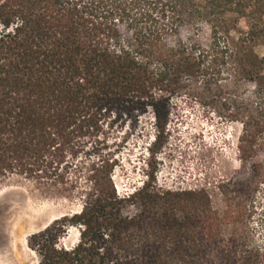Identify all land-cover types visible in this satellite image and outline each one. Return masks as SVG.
<instances>
[{
    "label": "trees",
    "instance_id": "16d2710c",
    "mask_svg": "<svg viewBox=\"0 0 264 264\" xmlns=\"http://www.w3.org/2000/svg\"><path fill=\"white\" fill-rule=\"evenodd\" d=\"M259 45L264 0H0V186L79 204L28 236L38 264H264V214L263 232L252 221L264 185ZM184 95L206 96L242 124L249 171L217 186L221 208L208 188L156 183L170 102ZM148 113L146 179L121 193L126 136L111 137ZM69 227L79 230L73 246L60 243Z\"/></svg>",
    "mask_w": 264,
    "mask_h": 264
},
{
    "label": "rangeland",
    "instance_id": "374dc122",
    "mask_svg": "<svg viewBox=\"0 0 264 264\" xmlns=\"http://www.w3.org/2000/svg\"><path fill=\"white\" fill-rule=\"evenodd\" d=\"M240 23L242 28H246L243 19ZM181 33L187 34L185 29ZM199 34L206 41L209 38L208 28L203 25ZM256 50L264 55L262 45ZM251 90L252 86L244 83L239 88V92L246 97L253 95ZM170 105L168 142L157 156L156 183L170 190L208 188L215 204L221 208L225 201L217 186L245 177L249 171V167H242L237 147L242 124L221 114L218 103L206 96H178L171 99ZM152 122L150 113L142 115L137 123L135 119H129L126 127L111 137L122 140L126 136L122 142V165L114 174L121 193L141 187L146 179L145 142L149 138L148 132L153 135L150 128ZM111 141L109 146H112ZM229 188L232 189V186ZM252 198L257 209L253 225L256 233H261L263 226L259 217L264 214L263 184L255 190ZM78 206L76 200L44 194L27 184L11 181L0 186V264H38L37 252L27 244L28 236L44 229L64 213L77 210ZM78 236V228L69 227L60 243L73 246Z\"/></svg>",
    "mask_w": 264,
    "mask_h": 264
},
{
    "label": "bare ground",
    "instance_id": "6f19581e",
    "mask_svg": "<svg viewBox=\"0 0 264 264\" xmlns=\"http://www.w3.org/2000/svg\"><path fill=\"white\" fill-rule=\"evenodd\" d=\"M47 225V224H46ZM17 231V230H16ZM25 243H26V240H25Z\"/></svg>",
    "mask_w": 264,
    "mask_h": 264
},
{
    "label": "built area",
    "instance_id": "2783aa9c",
    "mask_svg": "<svg viewBox=\"0 0 264 264\" xmlns=\"http://www.w3.org/2000/svg\"><path fill=\"white\" fill-rule=\"evenodd\" d=\"M170 190V189H169Z\"/></svg>",
    "mask_w": 264,
    "mask_h": 264
}]
</instances>
